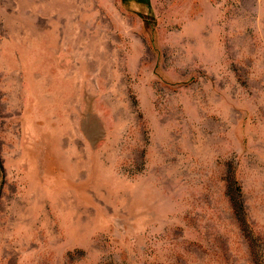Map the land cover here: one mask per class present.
<instances>
[{
    "label": "rangeland",
    "instance_id": "1",
    "mask_svg": "<svg viewBox=\"0 0 264 264\" xmlns=\"http://www.w3.org/2000/svg\"><path fill=\"white\" fill-rule=\"evenodd\" d=\"M0 264H264V0H0Z\"/></svg>",
    "mask_w": 264,
    "mask_h": 264
},
{
    "label": "trees",
    "instance_id": "2",
    "mask_svg": "<svg viewBox=\"0 0 264 264\" xmlns=\"http://www.w3.org/2000/svg\"><path fill=\"white\" fill-rule=\"evenodd\" d=\"M234 209L239 216L238 219H240L241 222H243V220H246L247 216L244 212V203L242 202L241 198H240V200L234 202ZM242 212H244V213L241 215Z\"/></svg>",
    "mask_w": 264,
    "mask_h": 264
}]
</instances>
